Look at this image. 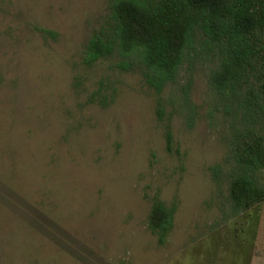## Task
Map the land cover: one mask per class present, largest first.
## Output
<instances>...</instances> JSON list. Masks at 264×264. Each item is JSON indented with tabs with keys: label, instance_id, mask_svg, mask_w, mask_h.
I'll return each instance as SVG.
<instances>
[{
	"label": "rangeland",
	"instance_id": "1",
	"mask_svg": "<svg viewBox=\"0 0 264 264\" xmlns=\"http://www.w3.org/2000/svg\"><path fill=\"white\" fill-rule=\"evenodd\" d=\"M111 3L0 0V264H264V201L234 214L230 196L240 175L264 188L236 158L264 143V52L218 89L196 31L156 89L115 51L84 63ZM154 201L174 211L162 244Z\"/></svg>",
	"mask_w": 264,
	"mask_h": 264
},
{
	"label": "trees",
	"instance_id": "2",
	"mask_svg": "<svg viewBox=\"0 0 264 264\" xmlns=\"http://www.w3.org/2000/svg\"><path fill=\"white\" fill-rule=\"evenodd\" d=\"M110 17V32L99 30L89 39L84 63L90 65L115 51L120 69L141 66L156 89L175 80L196 31L220 48L221 62L211 76L218 89L228 87L253 56L264 52V45L256 46L259 35L264 38V0H112ZM260 92L264 101V73ZM170 141L167 132L168 146ZM236 158L251 168L263 167L264 143L260 138L244 143ZM230 196L237 214L264 201V188L240 175L230 183ZM173 213L160 201L152 203L148 225L159 244L172 227Z\"/></svg>",
	"mask_w": 264,
	"mask_h": 264
}]
</instances>
